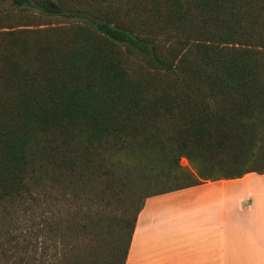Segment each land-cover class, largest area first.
I'll return each instance as SVG.
<instances>
[{
    "label": "trees",
    "instance_id": "1",
    "mask_svg": "<svg viewBox=\"0 0 264 264\" xmlns=\"http://www.w3.org/2000/svg\"><path fill=\"white\" fill-rule=\"evenodd\" d=\"M0 1V264H125L148 198L264 175V0Z\"/></svg>",
    "mask_w": 264,
    "mask_h": 264
},
{
    "label": "crops",
    "instance_id": "2",
    "mask_svg": "<svg viewBox=\"0 0 264 264\" xmlns=\"http://www.w3.org/2000/svg\"><path fill=\"white\" fill-rule=\"evenodd\" d=\"M125 264H264V175L148 198Z\"/></svg>",
    "mask_w": 264,
    "mask_h": 264
},
{
    "label": "rangeland",
    "instance_id": "3",
    "mask_svg": "<svg viewBox=\"0 0 264 264\" xmlns=\"http://www.w3.org/2000/svg\"><path fill=\"white\" fill-rule=\"evenodd\" d=\"M9 1H6V2H1L0 1V8H6L9 6ZM75 21H79V22H83V23H89L86 19L84 18H61V19H58V23L61 25H67L69 23H72V22H75ZM181 166L183 167H186L188 166L187 164V161L185 159H182L181 162H180ZM107 254L106 251L102 253V258H106L107 257Z\"/></svg>",
    "mask_w": 264,
    "mask_h": 264
}]
</instances>
